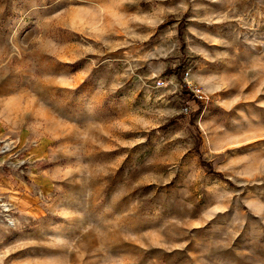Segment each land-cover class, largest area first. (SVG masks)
Listing matches in <instances>:
<instances>
[{"label": "rangeland", "instance_id": "1", "mask_svg": "<svg viewBox=\"0 0 264 264\" xmlns=\"http://www.w3.org/2000/svg\"><path fill=\"white\" fill-rule=\"evenodd\" d=\"M0 264H264V0H0Z\"/></svg>", "mask_w": 264, "mask_h": 264}, {"label": "trees", "instance_id": "2", "mask_svg": "<svg viewBox=\"0 0 264 264\" xmlns=\"http://www.w3.org/2000/svg\"><path fill=\"white\" fill-rule=\"evenodd\" d=\"M177 76L179 77L180 80L183 79V75L182 73H177ZM184 98H185V101L187 103H189L191 100H194L196 103L199 104V107L202 105L200 99L198 98V96L191 90H189V87L187 86L186 83H184ZM188 106V105H187ZM206 163V162H205ZM208 164V163H206ZM210 168V166H208Z\"/></svg>", "mask_w": 264, "mask_h": 264}]
</instances>
